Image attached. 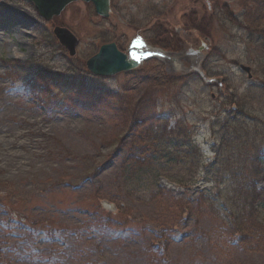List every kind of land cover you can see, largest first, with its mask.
Segmentation results:
<instances>
[{
    "label": "rangeland",
    "instance_id": "374dc122",
    "mask_svg": "<svg viewBox=\"0 0 264 264\" xmlns=\"http://www.w3.org/2000/svg\"><path fill=\"white\" fill-rule=\"evenodd\" d=\"M58 26L78 37L75 55ZM137 33L167 58L109 78L88 70L102 45L125 53ZM27 68L37 94L10 74ZM65 74L117 97L71 96ZM154 110L201 162L163 157L127 184V153L165 147L145 141ZM262 151L264 0H112L108 18L76 1L50 21L29 0H0V264H264L250 250L259 237L243 243L221 207Z\"/></svg>",
    "mask_w": 264,
    "mask_h": 264
},
{
    "label": "trees",
    "instance_id": "16d2710c",
    "mask_svg": "<svg viewBox=\"0 0 264 264\" xmlns=\"http://www.w3.org/2000/svg\"><path fill=\"white\" fill-rule=\"evenodd\" d=\"M12 76H15V80L21 82L23 86L28 88L30 91H34L35 94L40 90L39 83H34L35 80L38 81L37 76H35L34 71H30V68H27L26 71L20 75L18 72H10ZM78 77V76H77ZM61 82L65 88V93L72 94L71 96H76L78 98L94 97L98 96L95 99L96 105H100L104 100L106 101L109 97L116 98L117 93L115 91L102 89L100 91L97 87L89 85L88 82L77 80L75 75H66L61 79ZM103 92L104 96L99 100V94ZM105 98V99H103ZM103 99V100H102ZM81 101H78V105ZM54 110V109H53ZM138 113H134L137 115ZM143 124L147 136L145 141L151 146H156L161 143L165 144V147L162 150L155 149L152 152L148 150H142L141 153H134L136 151H131L123 157V164L126 167L125 173L127 178L125 182L128 184V181L134 176V181L139 177L137 172L151 170L154 168L155 164L160 161L161 158L167 157L168 160L183 162V158H189L190 161L196 162L198 157V162H201L200 154L196 151L197 149L193 146H186L183 135L180 133L179 126L170 125V121L163 119L159 113L156 111H146L143 113ZM133 119V117L131 118ZM163 123V124H162ZM183 147H185L183 149ZM190 147V149H189ZM192 147V148H191ZM174 149V150H173ZM196 154H195V153ZM197 155V156H196ZM252 155L250 159L253 157ZM255 168L250 169V173L253 172L255 175L254 179L246 180L245 176V167L241 166L236 176L239 178L238 184L236 187L238 189V196L235 197L234 193H230L228 199H233L237 206L230 207L229 201L226 199L221 207L226 211L224 215V220L228 223L229 226L233 227L236 231L240 233L238 238L243 241L247 240L248 237H259L258 245L264 244V226H261L257 223L255 219L256 213L258 214V208L260 204L264 203V190L256 189L258 181H264V151L256 152L255 156ZM131 166V169L129 166ZM199 166V164H198ZM137 173V174H136ZM170 179V177H169ZM172 181H176L171 178ZM247 187L245 192H242L240 188ZM226 191L224 187L218 189V194L221 196V193ZM237 195V194H236ZM217 196H212L213 198ZM216 199V197H215ZM250 250H255L264 254V246H259L251 248Z\"/></svg>",
    "mask_w": 264,
    "mask_h": 264
},
{
    "label": "water",
    "instance_id": "95a60500",
    "mask_svg": "<svg viewBox=\"0 0 264 264\" xmlns=\"http://www.w3.org/2000/svg\"><path fill=\"white\" fill-rule=\"evenodd\" d=\"M40 16L46 20H51L56 15H60L62 11L72 2L80 0H31ZM92 2L95 5L98 14L108 17L110 15V0H82ZM55 35L70 52L71 55L76 54V48L79 44L78 38L67 28L57 27ZM88 69L99 76H113L121 71L128 70L133 67V63L128 61L125 54L117 49L115 43L103 45L99 52L88 59ZM249 78H252L251 68L241 65Z\"/></svg>",
    "mask_w": 264,
    "mask_h": 264
},
{
    "label": "bare ground",
    "instance_id": "6f19581e",
    "mask_svg": "<svg viewBox=\"0 0 264 264\" xmlns=\"http://www.w3.org/2000/svg\"><path fill=\"white\" fill-rule=\"evenodd\" d=\"M4 45L6 46V48L11 49V47L9 45H7L5 43H4ZM196 70H199L198 66H196Z\"/></svg>",
    "mask_w": 264,
    "mask_h": 264
},
{
    "label": "flooded vegetation",
    "instance_id": "af4514ba",
    "mask_svg": "<svg viewBox=\"0 0 264 264\" xmlns=\"http://www.w3.org/2000/svg\"><path fill=\"white\" fill-rule=\"evenodd\" d=\"M111 5H112V0H111Z\"/></svg>",
    "mask_w": 264,
    "mask_h": 264
}]
</instances>
